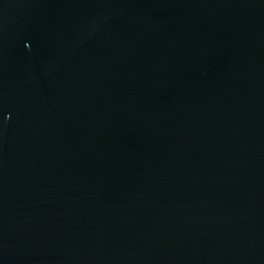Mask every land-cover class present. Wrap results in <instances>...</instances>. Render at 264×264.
Returning a JSON list of instances; mask_svg holds the SVG:
<instances>
[{
	"label": "water",
	"instance_id": "water-1",
	"mask_svg": "<svg viewBox=\"0 0 264 264\" xmlns=\"http://www.w3.org/2000/svg\"><path fill=\"white\" fill-rule=\"evenodd\" d=\"M0 264H264V0H0Z\"/></svg>",
	"mask_w": 264,
	"mask_h": 264
}]
</instances>
